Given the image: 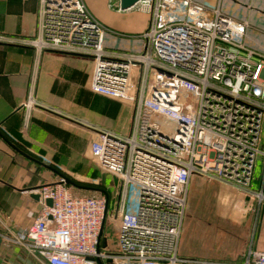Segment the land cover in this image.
<instances>
[{
    "label": "built area",
    "instance_id": "built-area-1",
    "mask_svg": "<svg viewBox=\"0 0 264 264\" xmlns=\"http://www.w3.org/2000/svg\"><path fill=\"white\" fill-rule=\"evenodd\" d=\"M55 1V34L31 43L90 56L91 91L132 106L128 133L99 129L91 147L100 168L119 180L117 239L112 245L104 234L107 195L77 193L61 175L26 190L39 196L38 216L19 229L0 220V245H19L41 264H264V250L253 247L242 261L178 253L194 174L264 205V172L253 186L257 157L264 158V50L245 43L248 22L197 0H139L127 8L109 0L117 12L151 14L144 50L120 52L107 49L105 37L122 33L84 0ZM37 104L30 93L23 105ZM132 184L139 191L128 214Z\"/></svg>",
    "mask_w": 264,
    "mask_h": 264
},
{
    "label": "crops",
    "instance_id": "crops-1",
    "mask_svg": "<svg viewBox=\"0 0 264 264\" xmlns=\"http://www.w3.org/2000/svg\"><path fill=\"white\" fill-rule=\"evenodd\" d=\"M197 1L219 6L224 14L247 21L245 43L264 50V0ZM85 2L96 18L122 33L107 32V49L134 53L144 50L146 39L142 34L150 26V13L117 12L109 7V0ZM37 10L38 0H0V220L14 229L28 227L38 216L39 197L26 190L61 176L55 165L75 158H94L91 147L99 129L128 133L105 120L113 104L126 107L125 103L106 99L89 88L93 68L90 56L39 50L31 43L37 35ZM30 93L38 104L28 110L23 104ZM125 111V128L129 130L132 113L128 108ZM256 180L254 187L259 186L260 179ZM70 186L81 194L101 192L93 186ZM233 190L229 218L242 223L259 207L246 191ZM260 209L262 227L264 205ZM255 243L254 249L264 250L263 237L258 235ZM0 264L41 263L19 245H0Z\"/></svg>",
    "mask_w": 264,
    "mask_h": 264
},
{
    "label": "rangeland",
    "instance_id": "rangeland-1",
    "mask_svg": "<svg viewBox=\"0 0 264 264\" xmlns=\"http://www.w3.org/2000/svg\"><path fill=\"white\" fill-rule=\"evenodd\" d=\"M57 2L55 0H38L37 35L31 40L39 39L42 43H48V39L55 34L59 14ZM46 49L52 50L51 48ZM104 98L112 100V98ZM189 100L192 101V98L189 97ZM117 101L125 103L126 107L113 104L112 108L108 110L105 120L107 123H114L124 128H120V130L127 132L129 130L125 127L128 121V112L125 109L128 108L132 113V106L128 102ZM163 121L165 127L171 126L169 121L165 119ZM55 167L79 184L86 186H95L99 183L105 184L111 196L116 195L119 191L118 178L104 172L94 158L86 157L82 158L81 161L75 158L68 163L55 165ZM263 172L264 158L259 155L255 171L256 179L262 178ZM257 181L254 180V182ZM223 183L198 174L192 176L188 188V205L179 243V255L242 261L255 240V244H257V236L264 238V226L261 227V223H259L262 213L260 208H255V214L244 218L242 223L233 222L229 218V206L234 196L233 188H240ZM138 191L139 187L137 185L132 184L130 186L127 204L128 214L135 212ZM120 219L117 205L114 206L111 203L106 217L104 234L112 245L117 239Z\"/></svg>",
    "mask_w": 264,
    "mask_h": 264
},
{
    "label": "water",
    "instance_id": "water-1",
    "mask_svg": "<svg viewBox=\"0 0 264 264\" xmlns=\"http://www.w3.org/2000/svg\"><path fill=\"white\" fill-rule=\"evenodd\" d=\"M137 1H139V0H120V3H121V7L122 8H127V7L135 4ZM65 179H66L68 184L73 185V186L84 187V188H93V187H89V186L80 185L79 183H77L76 181L71 179L70 177H65ZM37 197H39L38 194H37ZM47 203L49 205H51L52 204V200L48 199ZM99 264H105V263L103 261L99 260ZM106 264H114V263L112 262L111 259H108L106 261Z\"/></svg>",
    "mask_w": 264,
    "mask_h": 264
},
{
    "label": "trees",
    "instance_id": "trees-1",
    "mask_svg": "<svg viewBox=\"0 0 264 264\" xmlns=\"http://www.w3.org/2000/svg\"><path fill=\"white\" fill-rule=\"evenodd\" d=\"M106 97V96H105ZM109 98V97H108ZM62 174V176H64V177H68L67 175H65V174H63V173H61ZM93 187H95L96 188V190H99V191H101V192H103V193H105L106 195H107V197H108V209H109V207H110V205H111V203L115 206L116 205V202H117V194L115 195H113V196H111L110 195V192H109V190L106 188V186H105V184H103V183H99V184H97V185H95V186H93Z\"/></svg>",
    "mask_w": 264,
    "mask_h": 264
}]
</instances>
